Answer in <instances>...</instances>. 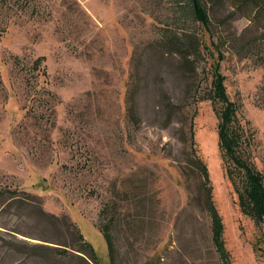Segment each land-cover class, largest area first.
Returning <instances> with one entry per match:
<instances>
[{
  "label": "rangeland",
  "instance_id": "rangeland-1",
  "mask_svg": "<svg viewBox=\"0 0 264 264\" xmlns=\"http://www.w3.org/2000/svg\"><path fill=\"white\" fill-rule=\"evenodd\" d=\"M176 2L0 0V264H223L191 128L232 264H264V223L241 210L209 99L214 42L240 152L264 175V15L208 5V33ZM184 29L203 35L194 72L166 45Z\"/></svg>",
  "mask_w": 264,
  "mask_h": 264
},
{
  "label": "trees",
  "instance_id": "trees-1",
  "mask_svg": "<svg viewBox=\"0 0 264 264\" xmlns=\"http://www.w3.org/2000/svg\"><path fill=\"white\" fill-rule=\"evenodd\" d=\"M226 0H177L176 4L182 9L184 14H188L193 17L208 33H211V21L209 19L207 7L208 5H219ZM231 4L242 9L253 7L264 15V0H231ZM237 12H232L227 17V20L234 16ZM226 20V19H225ZM221 43V42H220ZM204 44L203 35L197 31H191L188 29L181 30L180 33L174 32L168 38L166 45L170 46L173 52L180 55L182 62L186 68L191 71H195L196 61L202 58V47ZM212 46L217 49V56L212 52L214 64L213 68V83L212 88L209 91V99L215 106L216 113L220 120L218 131L220 134V149L222 150L224 159H227L232 164L233 168L228 169V174L231 179L240 176V187L237 188L239 193V205L242 212L258 223H264V175H262L250 162H248L240 152V144L243 141V129L238 125L237 112L238 105L234 101H231L226 90V80L222 73V61L225 56L220 49V45L212 42ZM205 48V46H204ZM264 65V62H263ZM194 87V86H193ZM169 113V119L174 115L177 106H174L168 96L165 95ZM132 102V100H130ZM129 119H136V109L134 104L128 107ZM168 113V115H169ZM237 122V126L234 124ZM191 150L194 154L193 164L196 165L201 177L203 178L202 192L204 193V205L206 206L210 218L212 220V240L213 245L216 248L220 260L223 264H232L230 255L225 247L223 224L220 220L216 206H214L212 198V189L210 185V178L208 177V169L206 163L197 155V150L194 142L193 128L190 129ZM106 212L111 214L110 220L104 225L102 232L106 240L108 252L110 253V261L114 263L115 260V243L112 234V228L117 221V209L116 204H107ZM112 211H109L111 210ZM80 236V234H79ZM82 236V235H81ZM80 236V237H81ZM93 259H97L99 256L97 252H92Z\"/></svg>",
  "mask_w": 264,
  "mask_h": 264
}]
</instances>
